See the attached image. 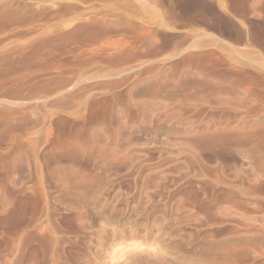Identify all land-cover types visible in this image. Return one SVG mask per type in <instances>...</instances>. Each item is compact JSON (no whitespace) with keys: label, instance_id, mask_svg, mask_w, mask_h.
<instances>
[{"label":"rangeland","instance_id":"rangeland-1","mask_svg":"<svg viewBox=\"0 0 264 264\" xmlns=\"http://www.w3.org/2000/svg\"><path fill=\"white\" fill-rule=\"evenodd\" d=\"M0 264H264V0H0Z\"/></svg>","mask_w":264,"mask_h":264},{"label":"bare ground","instance_id":"bare-ground-1","mask_svg":"<svg viewBox=\"0 0 264 264\" xmlns=\"http://www.w3.org/2000/svg\"><path fill=\"white\" fill-rule=\"evenodd\" d=\"M253 134H255V133H252V135ZM263 134V133H262ZM217 135V134H216ZM258 135V134H257ZM220 136V135H219ZM201 138V137H200ZM213 138V137H212ZM215 138V137H214ZM251 138V137H250ZM216 139V138H215ZM228 139V138H227ZM197 141V140H196ZM246 141V140H245ZM185 142V141H184ZM206 145H207V143H206ZM80 178V177H79ZM253 180V179H252ZM82 181V180H81ZM86 181V180H85ZM257 183V182H256ZM233 201V200H232ZM239 204V203H238ZM223 205V204H222ZM236 206V205H235ZM220 207V206H219ZM223 207V206H222ZM238 207V206H237ZM227 208V207H226ZM242 208V207H241ZM222 209V208H221ZM105 212V211H104ZM142 253V252H141ZM140 253V254H141ZM143 254V253H142ZM139 255V254H138ZM134 256V255H133ZM144 257V256H143ZM152 259V258H151ZM156 259H154V261H155ZM158 261V260H157ZM161 261V260H160ZM133 262V261H132Z\"/></svg>","mask_w":264,"mask_h":264}]
</instances>
